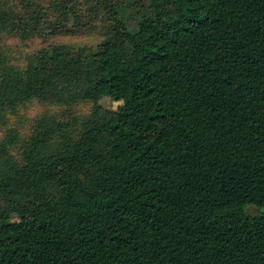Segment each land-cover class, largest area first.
<instances>
[{
	"label": "trees",
	"instance_id": "16d2710c",
	"mask_svg": "<svg viewBox=\"0 0 264 264\" xmlns=\"http://www.w3.org/2000/svg\"><path fill=\"white\" fill-rule=\"evenodd\" d=\"M44 3L0 0V28L109 30L97 50L44 46L22 65L0 47V119L91 103L0 135V217L18 215L0 264H264V210H246L264 209V0ZM101 83L125 91L113 117Z\"/></svg>",
	"mask_w": 264,
	"mask_h": 264
},
{
	"label": "rangeland",
	"instance_id": "374dc122",
	"mask_svg": "<svg viewBox=\"0 0 264 264\" xmlns=\"http://www.w3.org/2000/svg\"><path fill=\"white\" fill-rule=\"evenodd\" d=\"M12 1L16 2L17 0ZM44 1L46 0H37L42 5H45ZM49 17L52 18V16ZM68 23L72 24L70 20ZM92 23L91 28L73 34L59 33L52 28H45L43 34L25 36L23 30L16 32L7 28H0V47L4 52H7L10 62L15 65H22L25 62V57L37 48L54 44H65L71 48L87 46L97 50L101 47V43L106 33H108V19L100 17ZM21 32L23 34H20ZM125 102V91L121 90L119 93L113 94L109 92L104 83H101L98 104L108 110L111 117L114 116L117 108ZM90 107L91 103L87 101L77 102L70 106H62L51 102H39L35 99L29 100L19 105L14 111L7 110L4 113L3 118L0 119V135L10 127L16 128L20 135H26L29 133L32 120L36 116L48 114L64 119L68 115L83 116L89 112ZM13 152L16 153L15 150ZM23 202L27 208L32 207V199L30 197H24ZM246 210L253 214L264 209L248 205ZM17 219L18 215L16 214L0 217V225L10 224ZM116 228L121 229L119 225Z\"/></svg>",
	"mask_w": 264,
	"mask_h": 264
}]
</instances>
